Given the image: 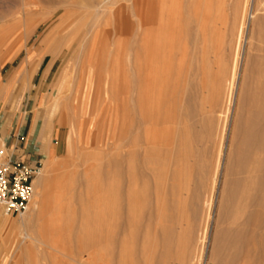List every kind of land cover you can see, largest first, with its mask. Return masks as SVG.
<instances>
[{
    "label": "rangeland",
    "instance_id": "rangeland-1",
    "mask_svg": "<svg viewBox=\"0 0 264 264\" xmlns=\"http://www.w3.org/2000/svg\"><path fill=\"white\" fill-rule=\"evenodd\" d=\"M257 1L47 0L46 4L28 6L27 10L24 0H0V86L6 88L0 94V132L5 134L11 124L10 115L24 99L42 90L40 100H47L45 105L38 102L39 108H35L51 115L42 116L40 123L43 131H49V125L52 131L44 143L58 149L57 155L49 154L42 160V176L46 179L40 176L42 179L36 180L28 210L20 215H6L0 209L1 218L21 225L2 264H264V222L242 232L250 240L255 259L234 255L239 241L233 232L238 226L232 224L228 212V192L236 176L238 126L247 115V103L258 84L255 61L264 56V0ZM90 23L95 30L86 37V43L93 38L95 51L86 56L75 48ZM146 27L152 28L156 37H173L171 49L164 48L171 54L173 81L160 114H146L139 100ZM201 54L211 61L212 72L209 71L211 77L208 75L204 92L196 74L191 76L194 67L189 64L200 59ZM59 113L69 116H56ZM152 113L161 119L144 118ZM147 122L152 128H159L160 135H148ZM79 124L80 137L74 135L72 143L69 133ZM113 124L115 136L109 139ZM173 132L181 133V146L178 135L173 145ZM128 138L133 140V144L128 140L132 146L127 144ZM144 139L150 140V149L145 147ZM3 145L0 137V146ZM134 145L140 146L137 151L143 156L152 150L145 157L149 163L142 155L137 156L136 150L132 165L127 161L132 166L130 171L139 174L141 182L144 180L140 183L138 179L136 188L147 193L140 197L141 192L138 202L129 204L124 193L130 167L124 158L130 150L134 151ZM174 147H181V151ZM160 149L165 159L156 157ZM153 150H158L153 156L156 161L151 160ZM136 161L145 166L138 167ZM148 165L150 171L144 173L143 168ZM156 166L162 170L160 173ZM160 174L161 187L156 184L157 190L155 183L159 181L154 177ZM114 196L118 207L113 215ZM41 197L46 198L44 211L28 223L35 198ZM246 213L239 224L244 222ZM114 217L117 223L113 238ZM171 222L176 241L166 249L161 229ZM8 237L6 231L0 230V245L8 242ZM145 246L148 253H144ZM166 250L171 262L164 257V263Z\"/></svg>",
    "mask_w": 264,
    "mask_h": 264
},
{
    "label": "bare ground",
    "instance_id": "bare-ground-1",
    "mask_svg": "<svg viewBox=\"0 0 264 264\" xmlns=\"http://www.w3.org/2000/svg\"><path fill=\"white\" fill-rule=\"evenodd\" d=\"M45 1H47V0H24V9H27L28 10V8L29 7H33V6H35V5H38V4H40V3H43V2H45ZM171 1V0H170ZM252 1V0H251ZM255 1H257V0H255ZM49 2H50V0H49ZM16 3V2H15ZM166 3V2H165ZM255 3V2H254ZM257 3H258V1H257ZM44 4H46V2L44 3ZM78 4V3H77ZM80 4V3H79ZM167 4V3H166ZM171 4V3H170ZM259 4V3H258ZM21 5V4H20ZM92 5V4H91ZM29 6V7H28ZM84 6V5H83ZM171 6V5H170ZM28 7V8H27ZM86 7H90V5H88V4H86ZM37 8V7H36ZM220 8V7H219ZM168 9V8H167ZM230 9H232V8H230ZM173 10L174 9H171V12H173ZM32 11V10H31ZM20 12V11H19ZM169 12H170V10H169ZM252 13V12H251ZM20 14H21V12H20ZM262 15V14H261ZM260 14L258 15V16H261ZM251 16V15H250ZM256 16V15H255ZM257 16V18L259 19L260 17H258ZM253 17V16H252ZM263 17V16H262ZM252 19V18H251ZM257 20V19H256ZM261 20V19H260ZM258 21V20H257ZM256 21V22H257ZM224 22V21H223ZM249 22H251V21H249ZM93 23V22H92ZM245 23V22H244ZM254 23V22H253ZM258 23V22H257ZM94 25V24H93ZM24 26V25H23ZM90 29L86 32V34H85V36H83L81 39H80V41L79 40H77V41H79V43H78V47L77 48H75L76 50L75 51H78V52H85V55L86 56H89L90 54L92 55V53L95 51V40L92 38V40L89 42V40H88V42L89 43H86L87 42V36L89 35V34H91L92 33V31H94L95 29H91V26H92V24L90 23ZM253 27H254V25H252ZM257 26V25H256ZM93 27V26H92ZM258 27V26H257ZM79 29V28H78ZM253 29V28H252ZM260 29V28H259ZM204 30V29H203ZM152 28H150V27H146L145 28V33H144V36L142 37V48H143V66H144V70H143V73H144V75H143V78H142V81H143V83L140 85V96H139V100H140V103L142 104V110H144L145 112H146V114H148V113H151V112H158L159 114H160V110L163 108V105H164V99H165V97H167L168 96V92L169 91H171V82L173 81V77H172V71H173V69H172V67H173V64H172V60H171V58H169V55L171 56V54H169V53H166L165 52V50H164V48H167V49H171V40H172V38L173 37H168V38H163L162 36H158V37H156V36H154V34H152ZM79 32V31H78ZM262 32H264V31H262ZM82 35H83V32H82ZM256 35V34H255ZM263 35V34H262ZM234 36V35H233ZM264 36V35H263ZM91 39V38H90ZM203 39V38H202ZM164 40V41H163ZM263 40V39H262ZM76 41V42H77ZM114 41V40H113ZM162 42V43H161ZM203 42V41H202ZM206 42H207V40H206ZM112 44H114L113 42H112ZM202 44V43H201ZM223 44V43H222ZM70 45V44H69ZM202 45H205V44H202ZM227 45H229V44H227ZM221 46V45H220ZM227 47V46H226ZM205 48V47H204ZM228 48V47H227ZM226 48V49H227ZM200 49V48H199ZM199 49H197V50H199ZM215 49V48H214ZM225 49V50H226ZM213 50V49H212ZM211 50V51H212ZM222 50V49H221ZM229 50V49H228ZM196 51V50H195ZM195 51H194V53H195ZM219 51V50H218ZM202 51H200L199 52V54L201 53ZM220 52V51H219ZM224 52V51H223ZM193 53V52H192ZM193 53V54H194ZM197 53V52H196ZM214 53V52H213ZM199 54H197V55H199ZM218 54H220V53H216V55H218ZM196 55V56H197ZM205 55V54H204ZM207 55H209V54H207ZM200 56H202V54L200 55ZM211 56V55H210ZM215 57V56H214ZM221 57V56H220ZM194 58H195V56H194ZM200 58V57H199ZM216 58V57H215ZM217 58H219V57H217ZM223 58V57H222ZM196 59H197V57H196ZM256 59V58H255ZM191 60H193V59H191ZM216 60V59H215ZM193 61H195V62H193V63H189V64H191L192 65V67H194L193 69H192V72H193V74L190 72V74H191V76L192 75H194L195 76V74H196V76L198 77V81L197 82H199L200 83V85L199 86H201L200 88H202L201 89V92L203 91V87H204V85L206 84V82L208 81V80H210V78H209V73L211 72V69H210V62H209V60H208V58H206V57H204V56H202L200 59H198V60H193ZM217 61V60H216ZM216 61H214V63L216 62ZM257 61V62H256ZM255 61V64L257 63V65H255V67L257 66V68L255 69L254 67H252V68H254L255 70L254 71H256L257 73H256V77H257V86H256V89L252 92V94H251V98H252V100L250 101V102H246L247 103V111H245L246 113H247V115H245V116H243V118L242 119H240L241 120V122H240V124H239V126H238V133H239V142H237V144H238V148L236 149V152H235V155H234V157H235V163H234V165H235V174H236V176L233 178V182H232V184L230 185L231 186V190H230V188H229V201H230V207H229V215H230V217H231V219H232V224H236V226H238L239 227V229H238V227L237 228H234L235 230H234V237L236 238V240L237 241H239V245L237 244V246H236V253H234V255L235 254H242V255H244L246 258H250L251 256H255V255H253L252 254V249L250 248V240H249V238L248 237H246V236H244L243 234H242V232L245 230L244 228H248L249 226H251V225H255V224H257L258 223V225H261V224H259L260 222H264V56H258L257 57V60ZM213 64V63H212ZM211 64V65H212ZM253 66H254V60H253ZM191 68V67H190ZM210 69V70H209ZM210 71V72H209ZM240 71V70H239ZM214 72V71H213ZM212 73V72H211ZM253 73V72H252ZM255 73V72H254ZM253 73V74H254ZM209 75V76H208ZM247 75V74H246ZM196 77V78H197ZM211 77V76H210ZM255 77V76H254ZM196 78H193V79H195L196 80ZM207 78H209V79H207ZM243 79V78H242ZM256 80V79H255ZM245 81V80H244ZM196 82V83H197ZM211 82V81H210ZM245 82H247V81H245ZM252 82V81H251ZM209 83V82H208ZM244 83V82H243ZM254 83V82H253ZM249 84H250V82H249ZM197 85H198V83H197ZM247 85V84H246ZM206 86H207V84H206ZM248 86V85H247ZM247 86H246V88H247ZM198 87V86H197ZM238 87V86H237ZM250 87V86H249ZM199 88V87H198ZM200 88H199V90H200ZM245 88V89H246ZM204 89H207L206 87L204 88ZM247 89H249V88H247ZM252 88H250L249 90H251ZM204 92V91H203ZM250 92V91H249ZM202 94V93H201ZM245 94V93H244ZM243 94V95H244ZM242 94H241V96H243ZM246 95V94H245ZM249 95V94H248ZM248 95H246V96H248ZM69 98V97H68ZM245 98V97H244ZM250 99V98H249ZM244 101H245V99H244ZM243 101V102H244ZM245 104V103H244ZM245 107H246V105H245ZM244 107V108H245ZM162 112V111H161ZM152 113V114H153ZM140 114H141V112H140ZM158 114V115H159ZM131 117H133V116H131ZM157 117V116H156ZM134 118V117H133ZM147 121H148V119L150 120V121H152L153 119H155V120H159V119H161L160 117H157V118H155L154 117V114H153V116H145L144 117ZM164 118V117H163ZM239 118H241V116L239 117ZM157 122H159V121H157ZM148 123V122H147ZM147 123H145V124H147ZM144 124V125H145ZM149 124V123H148ZM138 125H139V123H138ZM137 125V126H138ZM164 125H166V124H164ZM152 125H148V130L146 131V133L148 134V135H150V134H153L155 137H157L158 135H160V129L159 128H157V127H151ZM236 126V125H235ZM139 127V126H138ZM137 127V128H138ZM166 127H167V125H166ZM237 127V126H236ZM145 129H146V127H144ZM143 128V129H144ZM235 128V127H234ZM141 129V128H140ZM130 131H131V129H129ZM129 131V132H130ZM137 131V130H136ZM132 132V131H131ZM133 132H134V130H133ZM180 132V131H179ZM178 132V133H179ZM135 133V132H134ZM133 133V134H134ZM142 133V132H141ZM174 133V132H173ZM52 134V133H51ZM130 134V133H129ZM132 134V133H131ZM132 134V135H133ZM136 134V133H135ZM167 134V133H166ZM172 134V133H171ZM175 134V133H174ZM181 133H179V135H180ZM137 135V134H136ZM136 135H134V136H136ZM173 135V134H172ZM176 135H178L177 133L174 135L175 137H176ZM177 136L178 137V139H179V137L180 136ZM49 136V135H48ZM131 136V135H130ZM133 136V138H135ZM150 136H148V138H149ZM166 137H168V134H167V136ZM174 137V138H175ZM177 137L175 138L176 139V142H175V140H174V138H173V141H172V139L170 138V142L172 141V143H173V145H174V143H177V141H178V139H177ZM151 138V137H150ZM143 139V138H142ZM127 141V144L129 143V138L128 139H126ZM129 140V141H128ZM147 141V143L145 144L146 146L145 147H148L149 145H148V142L150 141H148L147 139H144V141L142 140V142H146ZM151 140H152V138H151ZM47 141V140H46ZM133 140H131L130 142H132ZM135 141V140H134ZM138 141H141V140H137V142ZM153 141V140H152ZM179 144H180V146H181V140L179 139ZM124 142V141H123ZM125 142V143H126ZM124 143V144H125ZM143 143V144H144ZM151 143V142H150ZM156 143V142H155ZM132 144H133V142H132ZM129 146H132L130 143L128 144ZM127 145V146H128ZM135 145H137L136 143H135ZM133 146V147H135V149L133 148V147H130V149L131 148H133L134 149V151L132 152V150H130V154H129V151H128V154H129V156L128 157H125L124 159H126V164H127V161L131 164V162H134V160L136 159V154L134 153L135 152V150H136V153H137V156H141V157H143V158H145V157H147L149 154H150V152H151V150H152V148H151V150L150 151H146L145 152V154L144 155H146V156H143V154H138V148H140V146L139 147H137L138 145H140V144H138L137 146ZM148 145V146H147ZM153 145V144H152ZM177 145V144H176ZM175 145V146H176ZM144 146V145H143ZM161 146V145H160ZM124 147V146H123ZM145 147H143V149L145 148ZM158 147V146H157ZM128 148V147H127ZM126 147H125V149H127ZM137 148V149H136ZM149 149H150V147H148ZM148 148H145V150L147 149L148 150ZM153 148H156V146H154L153 145ZM165 148V147H164ZM163 148V149H164ZM175 149L176 148H178V150L179 149H181V147L179 148V147H174ZM173 148V149H174ZM129 149V148H128ZM141 149V148H140ZM159 149V148H158ZM144 150V151H145ZM183 150V149H182ZM155 151H158V150H153L152 151V153H151V155L153 154V152L155 153ZM168 151V150H167ZM179 151H181V150H179ZM159 152L161 153H158V155L156 156L157 158H158V156H162V158L161 159H165L163 156H165L164 154V152H162L161 151V149L159 150ZM172 153H173V151H171ZM139 153H141V150H139ZM147 153V154H146ZM149 153V154H148ZM157 153H155V154H153L152 155V157L153 156H155ZM164 153V154H163ZM170 152L168 151V153L167 154H169ZM175 154H176V152H174ZM167 154H166V156H167ZM178 154V153H177ZM176 154V155H177ZM150 155V156H151ZM125 156V155H124ZM126 156H127V152H126ZM150 156H149V158H150ZM138 157V158H139ZM140 157V158H141ZM156 157H155V159H154V157L151 159V160H155L156 161ZM169 156H167V158H168ZM233 157V158H234ZM148 158V159H149ZM146 159V158H145ZM139 161H141V160H139ZM139 161H136V162H138V167H143V166H145V165H147V164H145V162H144V160L142 161V163H144L145 165H143V164H140L139 165ZM146 161L149 163V161L146 159ZM157 161H159V160H157ZM166 161V160H165ZM141 163V162H140ZM151 163H153V162H151ZM159 163V162H158ZM130 164L128 165L129 167H127V168H129L128 170H127V178H126V192L124 193V198L128 201V203L129 204H131L130 202H134V201H136V202H138V199H140V197H143V193L145 192H143L142 191V189H140V192H139V188H136V186L137 185H135L136 184V182H138V184H140V183H142L141 182V180L143 179H140L139 178V174H135L136 172L135 171H130V169L132 168V166H130ZM156 164H157V162H156ZM46 165H49V164H46ZM45 165V166H46ZM132 165V164H131ZM143 165V166H142ZM151 165H154V164H151ZM133 166H134V164H133ZM47 167V166H46ZM49 167V166H48ZM148 168V170H146L147 168ZM146 167H144V168H146L145 170H144V168H143V171H144V173L146 172V173H148L147 171H150V169H149V165L148 166H146ZM152 168H155L154 166H151ZM151 168V169H152ZM156 168H158V169H156V170H158L157 172L158 173H160L162 170H160L159 169V167H157L156 166ZM162 168V167H161ZM43 169H45L44 168V166H43V168H42V170ZM133 169H134V167H133ZM136 170V169H135ZM153 170V169H152ZM151 170V171H152ZM160 170V171H159ZM165 170V169H164ZM163 170V171H164ZM173 170V169H172ZM234 170V169H233ZM165 171H169V170H165ZM135 172V173H134ZM153 172H155V170H153ZM157 172H155L156 174H158ZM42 171H41V173L37 176V178L34 180V187H35V182H36V180H38V178H39V180L40 179H42V177H45V176H42ZM47 173V172H46ZM45 173V175L47 176V174ZM142 173V172H141ZM154 173V174H155ZM165 173V172H164ZM168 173V172H167ZM166 173V174H167ZM169 173H171V171L169 172ZM168 173V174H169ZM162 174V173H161ZM161 174H160V176H155V175H152V176H150V177H152L153 178V176H155L154 178H156L159 182H157V183H155V187H156V189H157V186H156V184H158L159 183V186H160V184H161V179H162V177H161ZM166 174H164V175H166ZM168 174H167V176H166V178L168 177ZM200 174V173H199ZM159 175V174H158ZM172 175H173V171H172ZM171 174H169V176L171 177L172 176ZM193 175H195V174H193ZM40 176H42V177H40ZM145 176V178L147 179V177L149 178V175H147V177H146V175H144ZM190 176V175H189ZM165 177V176H164ZM172 177H174V176H172ZM191 177V176H190ZM45 179H46V177H45ZM45 179H43L45 182L47 181V180H45ZM138 179H139V181H140V183H139V181H138ZM160 179V180H159ZM169 179V178H168ZM189 180H190V178H189ZM156 181V180H155ZM165 180L163 179V182H164ZM201 182V181H200ZM40 183V182H39ZM39 183H38V185H39ZM165 183V182H164ZM144 184V183H143ZM143 184L142 185H140V186H142L143 187ZM188 184V183H187ZM41 185H42V183H41ZM185 185V184H184ZM189 185V184H188ZM187 185V186H188ZM191 185V184H190ZM40 186V185H39ZM44 186V185H43ZM145 186V185H144ZM166 186H167V189H166ZM200 186V185H199ZM147 187V186H146ZM146 187H145V189H146ZM161 187V186H160ZM159 187V188H160ZM180 187V186H179ZM144 188V187H143ZM148 188V187H147ZM172 188V187H171ZM166 189V192H165V194H163V197L167 194V191H168V189H169V186H168V184L167 185H165V187H164V190ZM173 189V188H172ZM183 189V188H182ZM185 189V188H184ZM158 190V189H157ZM156 190V191H157ZM160 190V189H159ZM176 189L174 188L173 189V191H175ZM186 190V189H185ZM43 191V190H42ZM172 191V190H171ZM188 191V190H187ZM186 191V192H187ZM142 192V194H140ZM176 193H179V192H177V191H175ZM198 192V191H197ZM38 193V192H37ZM146 193V192H145ZM158 193V192H157ZM157 193H155V194H157ZM162 193H164V192H162ZM139 194H140V197H139ZM147 194V193H146ZM173 194V193H172ZM35 195V194H34ZM36 195H39V194H36ZM41 195H42V193H41ZM142 195V196H141ZM174 195H176L175 193H174ZM155 196V195H154ZM158 195H156V197H157ZM160 196L162 197V195L160 194ZM167 196V195H166ZM173 196V195H172ZM176 196H179V195H176ZM149 196H147L145 199H147ZM173 197H175V196H173ZM164 198H166V197H164ZM36 199V201H34V206L35 207H37L38 205H37V203H38V200L40 199V198H35ZM44 199V198H43ZM145 199H143V200H145ZM148 199H150V198H148ZM147 199V200H148ZM156 199V198H155ZM44 200H46V199H44ZM117 197L116 196H114V203H113V206H112V210H113V215L116 213V210H117ZM168 200V199H167ZM181 200H182V198H181ZM41 201H42V199H41ZM149 201V200H148ZM156 201H158V200H156ZM171 202H172V200H170ZM44 202V201H43ZM144 202V206L146 205L145 203V201H142L141 200V203H143ZM151 202V201H150ZM162 202V201H161ZM167 202V201H166ZM168 202H169V200H168ZM163 203H165V201L163 202ZM182 204H183V202H181ZM39 204L40 205H43L42 203H40L39 202ZM159 204H160V202H159ZM158 204V202L156 203V206L158 205V206H160ZM167 204V203H166ZM182 204H180V205H182ZM45 205V204H44ZM167 205H169V203L167 204ZM167 205H163V207L164 206H166V207H169V206H167ZM172 205V204H171ZM171 205H170V208H173V207H171ZM173 205H175V203H173ZM179 205V204H178ZM184 205V204H183ZM162 206V205H161ZM161 206H160V208H161ZM34 207V209L36 210V208ZM38 207H40V206H38ZM42 207V206H41ZM175 207H176V205H175ZM178 207V206H177ZM158 208V207H157ZM179 208V207H178ZM252 208V209H251ZM38 209V208H37ZM177 210H179V209H177ZM246 210H248V213H246ZM39 211V210H38ZM40 211H41V208H40ZM170 211L172 212V210L170 209ZM36 212V214H37V210L35 211ZM31 213V212H30ZM40 212H38V214H39ZM246 213V215H245V219H244V222L242 223V221L240 222L241 224H239L238 223V221H239V219L242 217V216H244V214ZM35 214V215H36ZM32 215V214H31ZM176 217V216H175ZM169 218V217H168ZM168 218L166 219V220H168ZM30 219H31V217H30ZM170 219V218H169ZM174 219V218H173ZM165 220V221H166ZM180 220V219H179ZM117 221V218H113V229H112V232H113V238L115 237V235H116V222ZM177 221V220H176ZM172 223L173 222H171V224L169 225V224H167V228H164L163 227V229H161L162 231V238H163V246H165V248L166 249H170L171 248V244H173L174 243V241L173 240H175L174 238L176 237V234L174 235V233L173 232H175V231H173V226H172ZM238 223V224H237ZM264 224V223H263ZM166 225V224H165ZM257 225V226H258ZM253 226H251V228H252ZM259 227V226H258ZM250 228V229H251ZM244 229V230H243ZM228 231H231V230H228ZM232 234V233H231ZM175 237H174V236ZM176 241V240H175ZM173 242V243H172ZM175 245V244H174ZM148 247V246H147ZM146 246L144 247V253H148V248H147ZM173 248V247H172ZM168 250H166L165 251V254H163V260H165V258L167 259H169V257L168 256H170V255H168L167 256V252ZM254 253V252H253ZM167 256V257H166ZM240 256V255H239ZM238 256V257H239ZM165 257V258H164ZM171 257V256H170ZM256 257V256H255ZM255 257L253 258V259H255ZM243 258V257H242ZM160 259V258H159ZM158 259V260H159ZM252 259V260H253ZM163 260H161V261H163ZM170 260V259H169ZM168 260V261H169ZM234 260H235V256H234ZM241 260V259H240ZM146 261L148 262V260H147V258H146ZM167 260H165V261H163L164 263L166 262ZM236 261V260H235ZM238 261V260H237ZM160 262V261H159ZM158 262V263H159ZM170 262H171V260H170ZM248 262V261H247ZM167 263V262H166ZM248 264V263H247Z\"/></svg>",
    "mask_w": 264,
    "mask_h": 264
},
{
    "label": "crops",
    "instance_id": "crops-1",
    "mask_svg": "<svg viewBox=\"0 0 264 264\" xmlns=\"http://www.w3.org/2000/svg\"><path fill=\"white\" fill-rule=\"evenodd\" d=\"M62 74L63 71L61 72L60 77ZM40 87L42 88V86ZM5 89L4 87L0 86V94L3 92V90L5 91ZM41 93L42 90L35 93V96H29L27 99H24L21 107L10 115L12 116L11 124L5 128V134L3 135V133L0 132V137L3 138L4 145L7 147V149L13 150L18 156L25 159L44 160L45 158L48 157L49 154H56V155L58 154V149L56 146H53L54 148L51 149L47 146V144L44 143V138L51 136L52 131H51V125H49L48 127L49 131H47V129L43 131V124L41 125L40 123L41 121H43L42 116H51V115H47L46 113H41L39 109H36L39 108L36 106L38 102H40L39 104L42 103L43 105H45V102L47 100L46 98L43 99L42 101L40 100ZM56 116H69V115L66 113H59ZM80 132H81V124H79L76 127V129L70 131L69 136L72 143H74L73 142L74 135L76 136V138L80 137ZM114 136H115V126L113 124L111 136L109 137V139H111V137ZM54 144L56 145V143ZM43 198L46 199L45 197H41L38 200L43 205H40L38 202L37 205L40 207L38 206L35 207L37 210V214L35 212L36 211L35 209H33V211H30L31 213L29 212V215L27 216L28 223L33 222L34 217H36L37 215L39 216L43 213L45 207L44 202L46 201ZM38 212L40 213L38 214ZM20 226L17 225L15 222L10 221L7 218L0 217V230L6 231L9 236L8 242L0 245V264H2L3 262L1 260H3L7 256V254H9L11 248L14 246L15 244L14 235L15 232L19 230ZM22 232L23 231L20 232V238ZM21 242H23L22 239Z\"/></svg>",
    "mask_w": 264,
    "mask_h": 264
},
{
    "label": "built area",
    "instance_id": "built-area-1",
    "mask_svg": "<svg viewBox=\"0 0 264 264\" xmlns=\"http://www.w3.org/2000/svg\"><path fill=\"white\" fill-rule=\"evenodd\" d=\"M41 159L18 156L0 146V209L6 215L25 213L35 194L34 180L41 173Z\"/></svg>",
    "mask_w": 264,
    "mask_h": 264
}]
</instances>
